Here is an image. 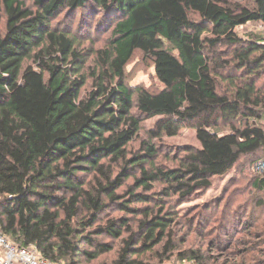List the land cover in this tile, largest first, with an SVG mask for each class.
Instances as JSON below:
<instances>
[{
    "label": "trees",
    "instance_id": "16d2710c",
    "mask_svg": "<svg viewBox=\"0 0 264 264\" xmlns=\"http://www.w3.org/2000/svg\"><path fill=\"white\" fill-rule=\"evenodd\" d=\"M29 1L31 6L0 0V233L62 264L94 261L113 249L96 237L128 234L115 264H144L131 260L137 244H163L160 264H167L165 256L178 251L171 213L164 206L132 205L153 203L158 183L166 185L158 194L185 203L243 157L264 150V127L257 124L264 118V85H257L264 75V42L243 40L236 32L251 22L264 24V0ZM83 10L103 15L101 24L111 25L106 46L95 51L93 82L85 93L88 55L72 29L54 25L65 11ZM219 47L234 49L231 62L214 64L224 55ZM136 51L154 61L162 90L126 84ZM227 68L241 73L238 83L233 75L225 77L233 92L219 82ZM154 117L161 118L151 139L175 137L189 127L201 148L167 170L152 163L154 144L144 142L140 152H130L143 123ZM221 119L231 122L230 133L213 130ZM136 169L140 174L134 176ZM82 175L92 180L85 183ZM129 179L135 187L118 193ZM255 186L264 190V177ZM113 206L143 215L137 231L123 218L96 226ZM255 236L254 241L264 238ZM175 259L216 261L202 247L179 251Z\"/></svg>",
    "mask_w": 264,
    "mask_h": 264
},
{
    "label": "rangeland",
    "instance_id": "374dc122",
    "mask_svg": "<svg viewBox=\"0 0 264 264\" xmlns=\"http://www.w3.org/2000/svg\"><path fill=\"white\" fill-rule=\"evenodd\" d=\"M25 1L31 6V1ZM233 1L247 2V0ZM102 16L91 15L87 10L78 11L75 14L65 11L54 23L60 30L72 29V33L81 41L80 50L88 55L84 72L89 78V83L84 88L83 93L88 92L92 86L93 80L90 77L92 69L96 65L97 55L95 51L104 48L111 35V25L106 26L103 22L101 24L102 20L105 22V18ZM3 25L5 30V16ZM236 32L243 40L255 39L264 42L263 23L251 22L238 27ZM233 50L227 47H219L218 51H222L224 55L215 58L214 64L222 65L221 62L224 60L231 62ZM228 70L227 68L219 72L224 76V79L219 76V82L225 89L233 92V84L225 80V77L233 75V78H236L235 82L238 83L237 79L241 77V73L237 74L235 68L232 73H228ZM125 82L132 89L143 87L157 92L164 88L156 77L154 61L140 51L135 52L131 62L126 67ZM257 85L258 87L264 85V75ZM160 118L154 117L145 121L142 131L128 150L137 153L141 151L144 142L154 144L158 152L152 163L161 169H175L190 150L200 149L201 144L197 138V131L189 127L183 128L175 137L151 139L149 132L154 129ZM233 124L240 126L242 122L237 121ZM257 124L264 127V118ZM213 130L220 134L230 133L231 122L221 119L218 127ZM262 165H264V150L255 155L243 157L226 175L212 178L210 189L201 190L185 203L177 196L167 197L158 194L166 187V185L158 183L153 192L154 194L156 192L155 198L156 200L159 198L160 203L155 200L149 204H133L132 207L157 209L158 206H164V209L171 213L170 217L175 221L171 230L176 239L172 238L175 240L174 244L178 249L176 253L190 248L196 250L202 247L204 251H211V256L216 260L215 264H264V238H261V241L257 239L254 241L253 239L255 235L256 238L264 235V190L255 186V181L264 177V166ZM260 166L262 167L260 168ZM134 174L137 176L140 173L136 169ZM82 179L88 183L92 180V176L82 175ZM133 182V179H129L125 187L120 189L118 193L124 194L131 186L134 188ZM137 192H141V189H137ZM113 218L125 219L129 222L130 227L137 231L143 215L118 211L113 206L101 216V220L96 226L103 225L108 219ZM128 236L125 234L121 239H112L109 236L96 237L97 241L113 247L112 251L91 262L83 257L80 259V264H115L124 247V240ZM251 242L252 244H250ZM132 248L138 250V253L131 260L144 264L161 263L160 256L163 254V244L153 249H146L141 244L133 245ZM84 249L92 250L88 246H85ZM176 253L174 255L168 253L165 256L167 264H180L175 259ZM250 254L252 257L248 261ZM168 256L172 258L171 261L167 260Z\"/></svg>",
    "mask_w": 264,
    "mask_h": 264
},
{
    "label": "built area",
    "instance_id": "2783aa9c",
    "mask_svg": "<svg viewBox=\"0 0 264 264\" xmlns=\"http://www.w3.org/2000/svg\"><path fill=\"white\" fill-rule=\"evenodd\" d=\"M264 166V165H262ZM260 166V168L262 167ZM0 264H62L40 257L33 247H20L0 233Z\"/></svg>",
    "mask_w": 264,
    "mask_h": 264
}]
</instances>
